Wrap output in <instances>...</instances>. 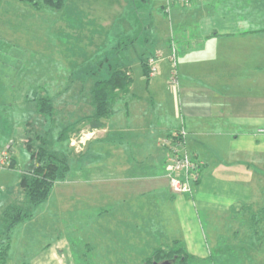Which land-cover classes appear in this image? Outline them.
I'll list each match as a JSON object with an SVG mask.
<instances>
[{"label":"crops","instance_id":"obj_1","mask_svg":"<svg viewBox=\"0 0 264 264\" xmlns=\"http://www.w3.org/2000/svg\"><path fill=\"white\" fill-rule=\"evenodd\" d=\"M156 3L159 10L142 26L135 15L125 21L141 33L130 38L134 44L140 37V51L147 57L162 54L165 46L178 52L170 41L178 38L182 55L177 59V89L167 86L169 78L163 82L157 75L149 80L144 76L145 92L133 80L102 120L92 118L91 95L85 99L68 89L51 95L43 90L40 95L54 99L56 116L86 119L69 138L70 169L52 192L59 189L69 213L95 215L98 230L102 224L104 231L120 230L124 236L129 233L130 241L143 244L151 243L155 233L163 234L173 245L183 244L191 256L204 257V220L214 239L232 226L235 214H252L255 228L262 224L264 230V133L258 131L264 128V0H193L189 6L173 3L169 11L167 0ZM112 18L121 30L122 19ZM124 66L131 71L130 65ZM40 95L31 99L33 114ZM36 118L42 124L36 122L34 129H48L49 122ZM23 126L29 128L30 123ZM182 127L187 131L185 149L204 161L192 195L171 191L162 145L164 137ZM86 132L91 136L77 151L71 139ZM18 137L23 144L28 140L26 128ZM9 145L15 155L16 145ZM13 157V167L0 168V175L14 176L20 193L21 178L32 167L28 163L26 170L14 173L18 162ZM5 185L1 183L0 194L8 192ZM7 205L0 206V212ZM59 260L63 264L61 252L51 249L33 264Z\"/></svg>","mask_w":264,"mask_h":264},{"label":"rangeland","instance_id":"obj_2","mask_svg":"<svg viewBox=\"0 0 264 264\" xmlns=\"http://www.w3.org/2000/svg\"><path fill=\"white\" fill-rule=\"evenodd\" d=\"M156 1L160 0H152V4L149 0H66L60 9H35L18 0H0V142H5L0 148H7L10 143L16 145L15 155L11 146L9 148L11 158L15 156L18 162L14 173H21L23 168L26 170L28 163L33 167L31 152L25 143L20 142L18 135L26 128L28 137H34L35 123L42 124L41 119L29 109L32 107L31 99L43 90H48L51 95L68 89L70 94H80L86 99L91 95L95 80L107 76L110 67L120 64L130 65L133 80L138 85L136 88L143 87L145 92L140 58L149 55L142 53L140 37L132 44L135 39L130 37L141 33L135 27L128 28L125 20L135 15L142 26L151 13L159 10L160 5L157 7ZM111 15H119L122 19L121 30H117L118 21L112 17H109L110 25L107 26L105 20ZM175 40L176 43L170 38L178 51L175 54L179 62L182 48L177 37ZM129 41L126 48L125 42ZM163 49L158 57L164 60L157 61L156 78L163 82L169 78L167 86L177 89L176 83L171 81L174 75L170 56L174 51L167 46ZM74 56L75 60L71 59ZM65 65L73 66L69 69ZM176 71L178 73L177 65ZM71 73L73 77L69 78ZM57 116V123L49 126L48 133L53 147L61 148L64 144L54 139L61 127L74 119ZM26 121L30 122L31 128L23 126ZM14 178L0 175V193L3 191L1 183L6 182L8 187L6 194H0V206L18 202L23 197L22 189L20 193L17 191ZM58 190L56 188L46 201L33 209V217L14 227L7 264H33L51 249L61 252L63 264H146L155 248L179 250L183 247V244L173 245L163 234L155 233L156 238L151 237V243L143 244L138 239L130 241L129 233L124 236L120 230L104 231L102 224L98 230L96 216L81 214L79 210L69 213L65 197ZM252 216L248 217L246 213L233 215L232 226L224 234L220 232L216 239L204 220L206 255L193 256L190 262L264 264V230L262 224L260 229L259 226L255 228L250 219ZM241 221L244 223L238 228L236 224ZM54 264L62 263L59 260Z\"/></svg>","mask_w":264,"mask_h":264},{"label":"trees","instance_id":"obj_3","mask_svg":"<svg viewBox=\"0 0 264 264\" xmlns=\"http://www.w3.org/2000/svg\"><path fill=\"white\" fill-rule=\"evenodd\" d=\"M28 3L35 9L50 7L60 9L66 0H18ZM148 58L141 59L144 76L147 80L151 78ZM107 76L95 80L91 90V104L94 112V120H102L108 117L114 110L116 101L121 95L128 92L133 82V76L128 66L117 65L110 67ZM35 109L37 116L49 122V126L57 123L54 99L47 95L35 98ZM86 119H78L64 124L55 141L64 144L61 148H54L49 140V127L44 132H35L34 137H29L25 142L31 152L33 167L23 174L20 186L24 192V198L18 202L8 204L0 212V264H7L9 250L11 247L12 231L14 227L26 218L33 217V209L46 201L52 193L54 184L66 178L70 169V153L68 148L69 138L75 132L81 130L80 125ZM30 123V122H29ZM14 158L10 166L13 167ZM176 258L174 259V257ZM174 259L172 264H193V258L184 248L174 250L172 248L160 247L145 261L146 264L161 262L165 259Z\"/></svg>","mask_w":264,"mask_h":264},{"label":"built area","instance_id":"obj_4","mask_svg":"<svg viewBox=\"0 0 264 264\" xmlns=\"http://www.w3.org/2000/svg\"><path fill=\"white\" fill-rule=\"evenodd\" d=\"M193 0H167V9L169 11L170 5L178 3L182 6H189ZM170 56L173 61V75L171 81L177 83V71H176V50ZM161 53L158 52L148 58V65L150 67V76H154L158 70V56ZM260 133H264V128L258 130ZM94 134V132H92ZM91 134L88 132L80 133V135H74L71 139V144L77 151L82 150V145L86 143ZM187 131L184 127L176 130L173 134L165 137L162 140V145L166 148V171L169 181L170 189L175 194H189L192 195L195 186L200 181V168L203 166L204 161L201 159H194L185 149ZM10 146L7 148H0V168H10L13 159L11 158Z\"/></svg>","mask_w":264,"mask_h":264},{"label":"water","instance_id":"obj_5","mask_svg":"<svg viewBox=\"0 0 264 264\" xmlns=\"http://www.w3.org/2000/svg\"><path fill=\"white\" fill-rule=\"evenodd\" d=\"M174 258H176V256ZM154 264H172V260L165 259V260H163L161 262H157L156 261V262H154Z\"/></svg>","mask_w":264,"mask_h":264},{"label":"flooded vegetation","instance_id":"obj_6","mask_svg":"<svg viewBox=\"0 0 264 264\" xmlns=\"http://www.w3.org/2000/svg\"><path fill=\"white\" fill-rule=\"evenodd\" d=\"M174 259H175V258H174ZM174 259H170V258H169V260H172V262H173Z\"/></svg>","mask_w":264,"mask_h":264}]
</instances>
